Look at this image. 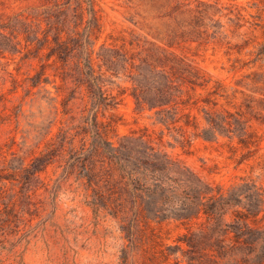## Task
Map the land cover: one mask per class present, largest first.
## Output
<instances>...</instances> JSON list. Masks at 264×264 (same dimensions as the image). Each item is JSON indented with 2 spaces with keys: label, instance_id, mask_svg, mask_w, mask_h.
Returning a JSON list of instances; mask_svg holds the SVG:
<instances>
[{
  "label": "trees",
  "instance_id": "1",
  "mask_svg": "<svg viewBox=\"0 0 264 264\" xmlns=\"http://www.w3.org/2000/svg\"><path fill=\"white\" fill-rule=\"evenodd\" d=\"M164 23L172 35L178 33L177 27ZM101 30L95 0H42L28 14L19 11L0 20V56L38 61V69L23 79L8 72L10 92L24 87V97L38 99L40 88L48 92L43 86L58 77L73 84L69 97L60 102L63 113L77 88H84L88 98L77 125L59 128L55 141H48L46 150L27 164L13 158L7 167H0V181L16 179L24 188L59 155L63 174L82 180L84 201L92 212L114 219L129 242L141 247L144 238L157 242V227L174 221L186 230L182 235L186 264H264V187L260 183L250 176H239L227 186L208 182L142 134H121L113 140L115 115L109 114L104 121L99 112L104 117L105 110L119 103L120 93L113 94L106 84L113 76H124L135 106L153 110L158 123L176 132L175 142L183 150L189 149L194 137L206 141L227 137L235 139L233 152L245 150L237 159L240 164L256 153L262 135L243 111L226 109L202 108L204 127L199 128L195 115L187 110L195 105L190 91L206 88L210 78L186 62V55L178 56L144 36L133 35L128 46L104 41L96 48ZM54 87L55 96L41 97L53 103L57 113L54 103L60 86ZM220 87L215 80L209 94L218 93ZM203 102L216 105L208 98ZM18 113L17 108L15 118ZM51 124L49 120L45 134ZM189 127L191 135L182 131ZM71 128H76L73 134H69ZM77 135L81 143L75 147ZM4 214L0 212V229L7 221L1 217ZM175 264L180 263L175 260Z\"/></svg>",
  "mask_w": 264,
  "mask_h": 264
},
{
  "label": "rangeland",
  "instance_id": "2",
  "mask_svg": "<svg viewBox=\"0 0 264 264\" xmlns=\"http://www.w3.org/2000/svg\"><path fill=\"white\" fill-rule=\"evenodd\" d=\"M42 0H0V20L16 12L28 14ZM102 30L96 43L117 45L133 35L144 36L167 47L176 55H186L185 61L210 78L206 88L191 92L189 109L198 127H204L202 108L230 112L243 111L249 123L262 135L259 149L249 159L237 164L245 150L237 147L235 139L219 137L206 141L194 137L189 149L183 150L175 142L174 130L168 131L156 120L153 110L137 108L129 94L130 82L124 76L111 77L106 86L119 94V103L99 112L106 121L109 114L116 118L114 130L121 134L134 132L152 140L174 157L180 158L202 178L227 186L239 176H250L264 187V0H95ZM176 11L172 12V6ZM178 5V6H177ZM175 18V20L173 19ZM177 27L172 35L170 27ZM178 21V25H177ZM172 36V38H170ZM167 42H172L171 46ZM19 66L18 73L16 68ZM38 69L37 59L19 62L0 56V167L10 161L23 160L27 164L48 141H55L59 128H70L80 122L83 105L87 102L84 88H77L63 113L61 100L69 97L73 84L51 75L54 83L43 87L38 99L24 97V87L10 92L8 72L19 80ZM221 87L210 93L214 81ZM60 86L57 113L46 98L55 96ZM33 91H38L35 88ZM83 97V98H82ZM33 98V99H32ZM216 103L204 104L203 99ZM19 109L18 117L13 112ZM186 110V111H187ZM52 120L49 133L45 129ZM76 128L69 129L73 134ZM191 135L192 128H183ZM81 135L74 140L81 143ZM56 144L53 146L55 147ZM250 149H253L251 147ZM60 156L55 155L47 167L38 172L29 184L21 188L16 179L0 181V212L7 221L0 229V264H186L182 250L185 228L174 221L162 222L156 229V241L144 238V245H136L124 237L118 223L101 215L96 216L84 199L82 180L66 177ZM263 222H264V211Z\"/></svg>",
  "mask_w": 264,
  "mask_h": 264
}]
</instances>
